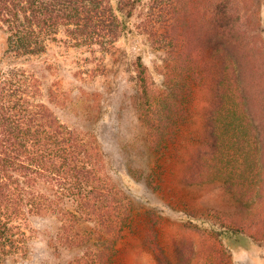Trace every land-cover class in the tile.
Masks as SVG:
<instances>
[{
  "label": "trees",
  "instance_id": "trees-1",
  "mask_svg": "<svg viewBox=\"0 0 264 264\" xmlns=\"http://www.w3.org/2000/svg\"><path fill=\"white\" fill-rule=\"evenodd\" d=\"M142 8L139 32L172 55L158 85L136 59L143 181L160 189L174 160L183 188L217 185L232 205L188 218L202 256L192 239L160 245L154 212H137L107 175L96 140L59 119L43 99L54 95L41 70L19 61L45 52L61 32L68 44L113 54L120 40L139 34L133 18ZM258 11V0H0V264L27 253L30 218L42 214L57 219L69 246L85 249L79 264H116L128 232L146 235L154 264H230L231 240H264V44L252 35ZM85 224L92 232L80 230Z\"/></svg>",
  "mask_w": 264,
  "mask_h": 264
},
{
  "label": "rangeland",
  "instance_id": "rangeland-1",
  "mask_svg": "<svg viewBox=\"0 0 264 264\" xmlns=\"http://www.w3.org/2000/svg\"><path fill=\"white\" fill-rule=\"evenodd\" d=\"M258 4L259 11L252 17V35L257 44H264V0H258ZM146 11L138 9L133 18L139 34L120 40L113 54L96 45L68 44L61 32L60 40L50 42L45 52L19 61L41 70L54 95L47 94L43 99L59 119L96 140L104 154L107 175L131 197L137 212H154L160 245L169 250L174 239H192L202 256L200 238L188 227V218L208 208L230 209L229 198L217 185L183 188L175 177L180 174V166L174 160L167 165L168 173L160 189L148 188L142 177L146 137L136 102V59H142L151 80L158 85L172 56L166 48L157 47L154 37L139 32L137 27ZM5 40V33L0 30V57L6 56ZM198 122L194 118L190 124L195 126ZM29 224L27 253L10 257L2 264H79L86 260L82 259L84 248L69 246L60 237L59 224L53 215L32 216ZM141 227L147 228L143 223ZM92 229L93 225L85 224L80 230L92 232ZM147 243L146 235L126 233L117 244L116 264H154ZM228 246L230 264H264V240L242 235Z\"/></svg>",
  "mask_w": 264,
  "mask_h": 264
}]
</instances>
